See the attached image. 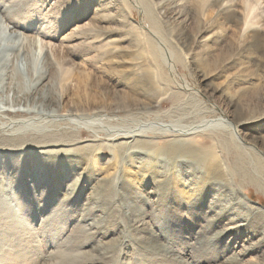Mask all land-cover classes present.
Masks as SVG:
<instances>
[{"label":"rangeland","instance_id":"1","mask_svg":"<svg viewBox=\"0 0 264 264\" xmlns=\"http://www.w3.org/2000/svg\"><path fill=\"white\" fill-rule=\"evenodd\" d=\"M0 18L32 48L22 81L18 54L0 65V121L35 125L0 134V264H264V0H0ZM159 123L194 131L116 134Z\"/></svg>","mask_w":264,"mask_h":264},{"label":"bare ground","instance_id":"2","mask_svg":"<svg viewBox=\"0 0 264 264\" xmlns=\"http://www.w3.org/2000/svg\"><path fill=\"white\" fill-rule=\"evenodd\" d=\"M2 20L0 18V24H2ZM26 40H28L26 38ZM33 47V46H31ZM32 52V48L30 49L28 46H27V43L25 42V37L19 33H17L16 31H13V28L11 29L10 27H8L6 25L5 26H0V65L2 64L3 60L5 58H8L10 57L12 54H18L17 57V61H15V63L17 62V67L15 68V72H16V75L17 78L19 79V81H22L23 80V77H22V73H21V70H19V66H18V62H19V58H22L23 57H26L25 54L28 53L27 52ZM30 54V53H29ZM16 59V58H15ZM26 59V58H25ZM30 61H31V57H30ZM8 62V61H7ZM6 62V63H7ZM27 62V61H26ZM9 64V63H8ZM5 68V67H4ZM24 71L27 72L28 74V77L27 78H32L34 79V75H33V65L32 63H30V65L28 64H24ZM5 73V72H4ZM2 73L0 76L2 77V75L4 74ZM9 77V76H8ZM39 78V77H38ZM43 79V78H42ZM41 80V78L39 79ZM4 84V83H3ZM23 89L22 88V84L21 83H18L15 85V87L12 89V85L9 86V91L12 92L14 90V92H17V94L19 95L20 93V90ZM39 92V91H38ZM22 93L23 95L22 96H19L17 98H15L13 100V104H15L16 106H20L22 104V102H28L29 100H32V98H34V100L37 99V93H35V89H31V90H27V91H23L22 90ZM48 93V92H47ZM4 94V93H3ZM10 94V93H9ZM44 93H42L43 95ZM16 95V94H15ZM39 95V94H38ZM46 95V94H45ZM5 96V95H4ZM7 96V95H6ZM10 95H8V97L6 99H4V101H2V103L0 102V114H3L9 110V108L11 107V103H10ZM40 97V96H39ZM48 97V96H47ZM45 96H42V102H41V105H44L45 108L47 107L46 106V98ZM53 100V99H52ZM1 101V100H0ZM55 103V102H54ZM49 107V106H48ZM44 108V107H43ZM41 112H44L43 110H41ZM57 112V111H56ZM46 113V112H44ZM3 116V115H2ZM9 117V116H8ZM74 119V118H73ZM80 120V119H79ZM91 120V119H90ZM72 121V120H71ZM76 121V120H74ZM27 121H20V122H7V123H1L0 121V134H4L6 132H10L12 134H15V133H20V132H24L26 130H28L29 128H34V124H26ZM86 122V121H85ZM84 122V123H85ZM88 125H89V122L90 121H87ZM93 122V120H92ZM99 122V121H97ZM91 123V122H90ZM205 123V122H203ZM37 124V123H36ZM78 124L75 122V125ZM80 124V123H79ZM78 124V125H79ZM98 124V123H97ZM82 125H85L86 127V124H82ZM95 125V124H94ZM163 124H157V125H150L147 128H141V127H138L137 129H134V130H126L124 132L122 131H119L117 132L116 134H125V135H135L137 133H145L147 132L148 130L150 131H155V132H160V133H166V132H180L182 131L183 133H187V132H190V131H194L193 129L194 128H186V127H180L178 125H166V126H162ZM165 125V124H164ZM101 126V124H100ZM200 126V125H199ZM39 128V127H38ZM199 128V127H198ZM228 128V127H227ZM31 129V130H32ZM36 129V128H35ZM200 129V128H199ZM202 129V128H201ZM41 130V129H40ZM118 130V129H117ZM196 130V129H195ZM29 131V130H28Z\"/></svg>","mask_w":264,"mask_h":264}]
</instances>
